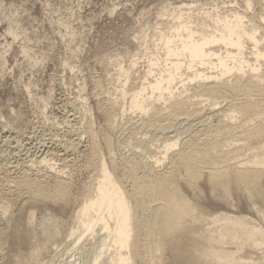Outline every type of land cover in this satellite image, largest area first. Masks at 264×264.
Segmentation results:
<instances>
[{
  "label": "bare ground",
  "instance_id": "1",
  "mask_svg": "<svg viewBox=\"0 0 264 264\" xmlns=\"http://www.w3.org/2000/svg\"><path fill=\"white\" fill-rule=\"evenodd\" d=\"M243 1L248 7L253 0ZM262 7L258 18L246 12L250 8L218 12L199 8L198 13L180 8L170 14L165 26L156 27L151 46L141 40L135 47L138 51L132 50L134 58L140 48L144 50L148 69L141 81L129 83L126 89L127 71L136 62L128 63L124 81L119 82L120 99L124 100L128 92V108L138 111L139 128L154 132L152 138L160 143H150L155 145L152 148L144 137L133 139L136 149L148 153V160L135 161L137 150H132L129 169L126 163L118 168L119 162L110 167L100 152L91 151L96 176L90 187L81 189V199L80 194L77 196L80 201L67 231L69 237L75 235L76 241L83 235L88 237L85 247L91 253L89 264H263L264 4ZM218 112L221 114L214 122L204 121V114ZM110 115L106 116L109 121ZM201 115L205 125L199 126L198 133L183 138L181 131L176 132L178 122L200 119ZM76 143L71 139L68 147L73 149ZM109 143H105L108 148ZM37 162L47 168L53 161L43 155L37 157ZM59 173L49 189L32 173L31 177L19 175L22 177L17 178V184L36 199L68 204V180ZM125 183L131 184L130 189ZM205 189L207 198L203 199ZM233 195L242 203L234 200L235 204ZM26 213L22 235L29 249L17 260L19 264H40V255L57 240L58 228L54 222L41 224L44 240H38L33 210Z\"/></svg>",
  "mask_w": 264,
  "mask_h": 264
},
{
  "label": "rangeland",
  "instance_id": "2",
  "mask_svg": "<svg viewBox=\"0 0 264 264\" xmlns=\"http://www.w3.org/2000/svg\"><path fill=\"white\" fill-rule=\"evenodd\" d=\"M183 1L185 4L182 5ZM263 1L253 0L247 7L243 0H0V264H16L18 257L28 252L29 244L22 231L26 227V212L30 209L33 210L38 240H44L41 224L54 222L58 228L57 242H51V249L48 247L40 255V264H89L91 253L85 247L88 237L83 235L76 241L75 235L69 237L67 231L73 225L72 214L81 199L80 192L90 187L92 178L94 180L96 176L91 151L100 152L99 155L103 156L100 157L110 167L119 162L116 165L122 169L130 160L129 163H133V158L130 159L132 150H137L135 161L148 160V153L136 149L133 139L137 136L146 138L152 148L155 145L151 144L160 143L152 138L154 132L147 133L139 128L138 111L133 114L135 112L128 108V92L123 96L124 100L120 99L122 88L119 85L122 84L119 82L124 81L128 63L136 62L132 71H127L126 89L141 81L148 69L147 56L142 48L134 55L136 59L132 56L138 51V43L145 40L151 46V36L156 27L158 30L165 26L170 14L177 13L180 8L192 13L193 10L198 13L199 8L200 11L210 8L211 12L250 8L246 12L258 18L263 10ZM246 46L250 51V43ZM126 108L130 111L126 112ZM107 112L112 115L110 121L106 118ZM219 113L212 116L204 114L205 120L201 115L200 119L193 118L182 124L178 122L180 125L177 123L176 132L181 131L179 135L183 138L194 131L198 133L205 125L204 121L214 122ZM184 129L190 132L184 133ZM71 139L78 142L73 149L68 147ZM108 142L111 149L105 145ZM42 153L53 161L51 167L43 168L38 164L37 157L43 156ZM129 163L126 169L130 168ZM23 169L26 173L29 170L24 175L32 173L48 189L56 182L55 174L63 171L59 176L68 180L69 203L63 205L31 197L25 187L17 184V178L24 176ZM127 183L125 187L130 189L131 184ZM206 192L205 189L203 199L204 196L207 198ZM235 195L232 201L242 203V199ZM227 208L225 210L230 207Z\"/></svg>",
  "mask_w": 264,
  "mask_h": 264
}]
</instances>
